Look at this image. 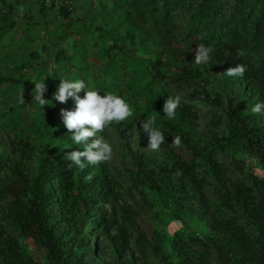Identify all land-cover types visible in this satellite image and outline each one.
<instances>
[{
    "label": "trees",
    "instance_id": "obj_1",
    "mask_svg": "<svg viewBox=\"0 0 264 264\" xmlns=\"http://www.w3.org/2000/svg\"><path fill=\"white\" fill-rule=\"evenodd\" d=\"M24 1L18 2V5L14 3L11 7L8 0H0V53L4 52V55L0 54V61L3 62L0 65V264H98L97 254L86 236L85 226L89 217L95 213L94 193L100 192L107 199H112L111 195L114 194V189L107 183L106 173L109 169L106 166L93 165L89 171L92 179L86 180L76 165L69 167L71 161L66 160L65 156L53 155L50 143L42 145L41 141H37L43 126L49 130V122L56 117V101H49L46 107L32 113L28 119L30 122L23 120L22 112L26 109V101L19 103L23 83L29 82L30 88H34V83L45 82L48 89L45 99L48 100L57 91L56 83L49 80L48 70L43 71L45 80L33 79L27 70V64L39 67L38 62H46L47 56L56 65L53 69L55 74L70 72L74 64L81 62L86 67L82 77L86 79L89 89L93 87L101 95L111 93L122 96L130 103L133 115L123 122H112L100 135L108 137L109 130L114 128L126 140L128 154L137 165V172L131 176V181L140 187L144 205L153 209L159 204L165 207L171 204L174 206L173 213L177 216H186L193 222L205 225L211 230V233L204 235L205 242L214 248L225 264H264V175L259 177L252 173L234 155L233 160L236 164H242V170L253 181L259 196L251 193L250 188L243 184L240 189L235 186L233 189L224 185L220 179L223 164L216 157L217 152L226 151L227 145L229 147L233 141H238L242 151L257 157L264 168V124L255 114L247 113L244 107L238 106L232 95L225 96L223 102L222 95L216 97L213 96L214 91H207L204 97L207 101L214 105H224L227 123L222 133L217 131L222 118L215 111L210 121V134L202 135L197 132V138L190 134L194 131L193 127L183 130L174 127L165 118L160 120L162 124L171 127V130L177 131L192 153L191 161L181 159L172 150H167V158L161 162L149 161L145 152L134 149L128 131L134 127L132 120L137 118L141 124L152 114L153 108L162 104L160 96H155V84L152 82L157 78L166 83L170 80L165 67L167 61L161 58L156 62L138 60L127 51L129 47L137 48L136 37H139L128 26L137 28L142 34L143 42L147 40L153 44L156 41L171 60L182 58L192 54L193 45L189 35L181 36L176 32L175 13L191 6L193 11L190 20L196 27H207L210 31L211 25L206 20L210 15H205V12L211 13L213 10L210 0H126L125 4L116 0L114 11L124 16L120 21H116L114 17L107 19L113 2L105 5V9L94 7L92 17L98 11L96 20L101 19L96 29L108 34L111 40H96L92 44L85 36L89 27H77L78 33L88 43L71 37L67 30H60L74 15V0H50V4L46 0H37L40 2L41 16L38 19L30 8L24 14L22 10H18V7L23 9ZM236 2L243 10L244 3ZM252 3L247 18L242 21L244 24L241 22L245 33L229 34L225 38L214 35L212 39H206V46L213 48L211 62L217 68L246 65L245 75L243 78L237 77L238 80L248 92L264 99V55H257L264 50V0ZM83 12L87 13L85 10ZM222 15L226 17L225 14ZM47 17H51L57 27L53 33L47 34L48 38L42 43V49H39L37 42H42L39 36L29 41L25 29L20 30L17 25L29 22L31 29L38 31L45 27L41 18ZM247 22L250 26H247ZM191 27H194L193 24ZM19 33L22 34L20 38ZM52 36L59 39V44L55 45L57 47L53 48V53H49L45 42ZM27 40L29 45L23 44L22 48H29V56L26 57L27 61H22V54L18 55L17 50ZM7 45L9 56L8 52L5 53L7 50L2 49ZM240 50L245 53L243 56L237 55ZM94 55L96 60H91L90 57ZM189 73L192 71L186 69L184 74ZM67 77L70 80L79 78L78 75ZM213 80L221 82L217 77ZM193 94L202 92L193 91ZM141 96L145 97L144 103L139 101ZM176 96L169 91L166 100ZM178 110L180 119L186 121L192 113V106L181 99ZM145 136L148 137L147 134ZM201 167L215 178L222 206L241 209L245 222L253 226V232H247L238 218L227 220L219 216L216 221H212L209 211L201 213L187 209L185 199L199 200L203 194L196 172ZM148 189L160 197L159 203L150 200L149 191H146ZM118 202L119 198L116 197L112 201L111 214L105 211L99 218V224L117 252V263L112 264H138L130 247L128 226L135 211L129 204L121 205ZM153 203L156 205H152ZM209 217L212 221L210 224ZM26 240L44 248V260H38L31 254L24 244ZM157 240L159 243L153 244L144 234L139 233L137 236L141 249L152 247L161 253L163 239ZM174 249L179 250L176 244ZM178 255L179 264H186L183 253L179 251ZM162 258L165 264H174L169 259L170 254L163 253Z\"/></svg>",
    "mask_w": 264,
    "mask_h": 264
},
{
    "label": "rangeland",
    "instance_id": "obj_2",
    "mask_svg": "<svg viewBox=\"0 0 264 264\" xmlns=\"http://www.w3.org/2000/svg\"><path fill=\"white\" fill-rule=\"evenodd\" d=\"M20 1L22 0H8V2L11 4V7L12 4H17ZM115 1L116 0H74V15L71 17V20H67L69 23L65 21V23L69 25L64 24V26L60 27V30H67L70 33L68 35L71 37L88 43L86 40H84V36L77 31V27L82 25L83 28H90V30L87 29L88 32L85 36H87L88 41L91 44L96 40L98 42H109L111 40L110 36L106 33H102L101 30L99 31L96 29V26L98 27L100 25L99 23H101V19L96 20V17H98V11L94 12V18L92 17V13L94 7H103L105 9V5H110L113 2L109 12L107 13V19L109 17H114L116 21L122 20V17L124 16L122 14H117L114 11ZM117 1H119L120 4H125L126 0ZM236 1L240 2V4L244 3L243 10L239 7L240 5ZM46 2L50 4L51 1L46 0ZM234 2H236V4ZM252 2H255V0H210V7L213 10H211V13L205 12V15H210L208 18H206V20L209 21V25H211L210 31L207 30V27H196L192 20H190L191 13L193 11L191 6L190 8L187 7L180 12H176L174 17L177 24L176 32L181 36L189 35L193 48L191 49L192 54L185 55L182 58H174L172 60L168 58V56L162 51L161 46L156 41H154L153 44L147 40L143 42L141 38L142 34L137 30V28H134L131 25L128 26V28L138 33L137 35H139V37H136V41L138 43L135 44V47L137 48L129 47L127 51L138 60L142 59L143 61L148 60L156 62L160 58L164 59L165 62L167 61V64L165 65L166 73L170 78L168 83H166L165 80L163 81L159 78L152 82V84H155V96L156 98L160 96L159 99L162 104H160L161 106L153 108L154 110L152 111V114L147 116V118L152 116L156 117V127H158L164 133L166 138V142L164 143L165 146L162 144L158 151L149 150V137L145 136L146 133L142 131L141 124H139V120H137V118L136 120H132V125H134V127L128 129L132 138V146L134 149L145 152L149 161H154L155 163L163 161L167 158V150L176 152L181 159L187 161H191L192 159V153L182 141V139L179 146H174L171 144L174 136L179 135L177 131L171 130V127L161 123L160 120L163 118L167 119L171 125L179 129L189 130L190 127H193L194 131L190 134L193 138H197V132L202 135L210 134V121L214 115L213 111H215L222 118L217 131L219 133L224 131L227 123L224 105H214L207 101L204 98L207 91H211V93L214 91L213 96L216 97L219 94L222 95L221 97H224L223 102L225 96L228 94L232 95L235 98L236 104L240 107H244V110L247 111V113H252L251 108L256 103H264L263 98L257 96L253 92H248L249 90L242 86L240 80H238L237 77L227 76L224 73L226 72L227 68L215 67L211 62V59L208 63L201 65H197L194 62L197 45L202 43L206 46L207 38L212 39L214 35L225 38L226 36H229V34L245 33L242 30L241 22L245 21L247 18V13L253 4ZM23 3V9H19L18 7V10H22L23 14L27 11V9L30 8L33 11V14L36 15V19L41 17L39 15L40 2L37 0H25ZM82 7H84V10L87 12L86 14L83 12L84 10ZM122 10L125 11L124 8ZM222 14H225L226 17L224 18ZM51 17L41 18L45 27L38 31L31 29L32 26L26 21L24 25H17V27L20 28V30L25 29L29 41L34 40L39 36L42 42L40 43V40L36 42L38 48L42 49V43H44V41H46L48 38L47 34L53 33L54 29L57 27V23L51 20ZM44 21L47 23L45 24ZM191 24H193L194 27H191ZM243 24L244 23L242 22V25ZM89 25H91V27ZM126 26L127 25L125 23V27ZM247 26H250L249 22H247ZM125 29L127 30V28ZM21 36L22 34L19 33L18 38ZM28 40L26 43L22 42L20 44V48L18 50L16 49L18 51V55L22 54V61H27L26 57L29 56V48H22L23 44L25 46L29 45ZM58 41L59 39L55 38V36L49 38V41L45 42L46 48L49 47L46 50L49 53H53V48H56L57 46L55 45L59 44ZM8 46L9 45H7L5 48H2L4 51L7 50L5 52H8L7 56H9ZM0 54L4 55V52L1 51ZM257 55H264V50L260 51V53ZM44 57L45 54L42 56V60ZM90 58L91 60H96L95 55ZM46 59L48 60L46 61ZM45 61L46 62H41V64L38 62L39 67H31V65L27 64V70L30 73L29 76H32L33 79L45 80V73L43 71L44 69L48 70L50 75L49 80H53V83H56V90L62 76H79L80 74H83L82 72H84L83 70L86 68L84 64L78 62L77 64L73 65L75 67L74 73H72L73 69H71L70 72L55 74L53 72L54 68H52L50 71V65L53 64L52 58L47 56ZM2 64L3 62L0 61V65ZM205 67H207V70ZM186 69H190L192 73L185 75L184 73ZM103 75L104 74H102V76ZM214 77H217V79H219L221 82L219 83L218 81L213 80ZM30 87V83L25 82L23 83V89L20 91V93H24V97L26 98V109L22 112L23 120L25 122H30L28 119L31 114L36 113L37 109H42L39 103L34 100V88ZM90 90H94V88L92 87ZM169 91L172 94L180 96L182 100L192 106V113H190L186 121H182L180 119L181 117L179 110H177V114L174 119L170 120L165 116L163 112V106L166 101V94ZM193 91L202 92V94L195 95L193 94ZM78 95L83 98L85 93H78ZM69 99L74 101V98L72 97ZM144 99L145 97L141 96L139 101L144 103ZM56 102L60 111H57L55 119L49 122V130L43 126L38 138H36L37 141H41L42 145L45 143H50L52 145V149L50 151H53V155L57 156H65L67 153L72 151H83V145H77L72 141V133L67 130L62 122V110H73L71 107L73 104L63 105V103L58 101ZM255 115L257 116V119L264 124V109H262L261 113ZM109 134L110 135H108V137L106 136L105 138L113 147L112 159L107 162L98 163L97 165L102 164L104 167L106 166L109 169V172L106 173L108 180L107 183L111 189H114V194L111 195L112 199H107L105 196H102L100 192L94 193V200L96 199L93 201L95 213L89 217L88 223L85 226L86 236L89 238L93 250L95 249L98 264L117 263V252L114 248V245L108 238L104 229L99 224V218L100 216L102 217L104 215L105 211L111 214L113 207L112 201H114L116 197L119 198V204L125 205V203H127L131 206L132 210L135 211V216L128 226L130 232V247L133 251V257L138 264H165L162 258L163 253L170 254L169 259L174 264H179V251L183 253L186 264H225L220 259L214 248L205 242L204 235L206 233H211V230L205 227V225L202 223L193 222V220L186 216H177L173 213L172 209L174 206H171V204H169L168 207H165L162 204L157 206L156 204L160 202V197L155 194L156 192L150 191L149 189L146 191H149V198H151L150 200L156 203H153L152 205H156V207L150 209L144 205L142 195L139 191L140 187L135 186L131 181V176H134L137 172V165L128 154V149L125 145L127 142L120 137L119 133L116 132L114 128L109 130ZM50 135L51 138L49 137ZM93 139L94 138H89L88 142L91 143ZM242 150L243 149L241 148L238 141H233L229 147L227 145L226 151H219L216 153V157L223 164V170L220 173V179L224 185L233 187V189L235 187L240 189L241 184H243L247 188H250L251 193L259 196L258 190L255 187L253 181L249 178V175L242 170L240 166L242 164H236L232 157L235 155V158L245 163V166L243 167L248 168L252 173L258 175L259 177L264 175V168L258 162L257 157L249 155ZM92 166L93 165H88L83 170H79L82 177L85 178L90 175L89 171L91 170ZM196 172L199 178V183L202 187L203 194L200 196V201L195 198L185 199L184 204L187 209L191 211H200L201 213L209 211L212 221H216L219 216H222L227 220L238 218V222L243 225L247 232H253V226L248 225L245 222L241 209H229L222 206L223 202L217 192V182L215 178L207 173L206 169L202 167L198 168ZM210 217L208 223L212 222L210 221ZM139 233L144 234L146 238L153 244L159 243L157 239H163L161 241V253H158L152 247L141 249L137 242V236ZM24 244L31 254L38 260L45 259L46 254L43 247L35 245L30 240L24 241ZM174 244L177 245L179 250L174 249Z\"/></svg>",
    "mask_w": 264,
    "mask_h": 264
},
{
    "label": "clouds",
    "instance_id": "obj_3",
    "mask_svg": "<svg viewBox=\"0 0 264 264\" xmlns=\"http://www.w3.org/2000/svg\"><path fill=\"white\" fill-rule=\"evenodd\" d=\"M212 52V47L205 46L202 43L198 44L195 50V64L201 65L208 63L211 59L210 54ZM244 54L243 50L237 53L238 56H243ZM55 67V64L50 65V71ZM74 68L73 66L72 73H74ZM83 71L85 72V69ZM246 71V65L236 64L234 67H229L224 73L229 77L243 78ZM34 86L33 92L35 95L33 97L41 107H46L49 101H58L63 103V105L73 104L71 106L73 110H62V122L67 130L72 133V141L77 145H83V151H72L65 155V159L71 161L69 167L74 164L83 170L88 165H96L112 159L113 147L99 133H103L107 127L111 126L112 122H123L133 115L134 110L129 102L119 95L111 93L101 95L98 90H90L82 74L74 80L62 76L57 91L53 94L51 100L45 99V93L48 90L45 82L34 83ZM78 93H85V95L81 98ZM70 97L74 98V101L70 100ZM24 102V93H21L19 103L23 104ZM180 105V96L177 95L175 98L168 97L163 106L165 116L170 120L174 119ZM262 109H264V103H256L251 108V112L253 114H259ZM57 110L60 111L58 106ZM141 128L149 137V150L158 151L161 145L166 142L164 133L156 127L155 116L142 121ZM89 138H94L91 143L88 142ZM171 144L179 146L181 144V138L174 136ZM85 179L90 181L92 177L89 175Z\"/></svg>",
    "mask_w": 264,
    "mask_h": 264
}]
</instances>
